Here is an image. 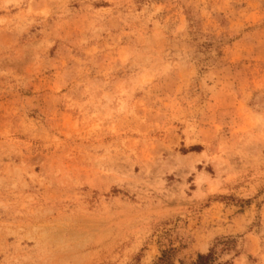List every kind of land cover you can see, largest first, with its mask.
Returning a JSON list of instances; mask_svg holds the SVG:
<instances>
[{
    "label": "rangeland",
    "instance_id": "1",
    "mask_svg": "<svg viewBox=\"0 0 264 264\" xmlns=\"http://www.w3.org/2000/svg\"><path fill=\"white\" fill-rule=\"evenodd\" d=\"M209 249L264 264V0H0V264Z\"/></svg>",
    "mask_w": 264,
    "mask_h": 264
},
{
    "label": "trees",
    "instance_id": "2",
    "mask_svg": "<svg viewBox=\"0 0 264 264\" xmlns=\"http://www.w3.org/2000/svg\"><path fill=\"white\" fill-rule=\"evenodd\" d=\"M228 242H229L228 239L221 240V243L223 245H226ZM166 254L167 251H163L161 257H159V260L161 262L167 261ZM180 264H220V263L216 262V257L214 256L213 250L209 249L208 252L206 253H197L196 258L193 261L189 263L180 262Z\"/></svg>",
    "mask_w": 264,
    "mask_h": 264
}]
</instances>
